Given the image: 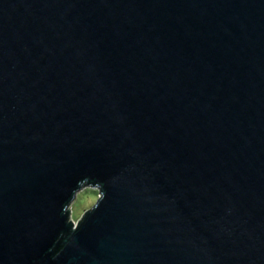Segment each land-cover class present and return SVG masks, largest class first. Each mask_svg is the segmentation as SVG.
<instances>
[{"label": "water", "instance_id": "water-1", "mask_svg": "<svg viewBox=\"0 0 264 264\" xmlns=\"http://www.w3.org/2000/svg\"><path fill=\"white\" fill-rule=\"evenodd\" d=\"M0 264H264V0H0Z\"/></svg>", "mask_w": 264, "mask_h": 264}, {"label": "rangeland", "instance_id": "rangeland-1", "mask_svg": "<svg viewBox=\"0 0 264 264\" xmlns=\"http://www.w3.org/2000/svg\"><path fill=\"white\" fill-rule=\"evenodd\" d=\"M97 192H99L98 188L85 185L74 195L72 208L76 222L87 212L88 208L95 205Z\"/></svg>", "mask_w": 264, "mask_h": 264}, {"label": "trees", "instance_id": "trees-1", "mask_svg": "<svg viewBox=\"0 0 264 264\" xmlns=\"http://www.w3.org/2000/svg\"><path fill=\"white\" fill-rule=\"evenodd\" d=\"M62 238L63 237H65V235L63 234L62 236H61ZM61 238V239H62ZM61 239L60 240H58V245L55 247V249H54V252L56 253L60 248H61V246H62V241H61Z\"/></svg>", "mask_w": 264, "mask_h": 264}]
</instances>
